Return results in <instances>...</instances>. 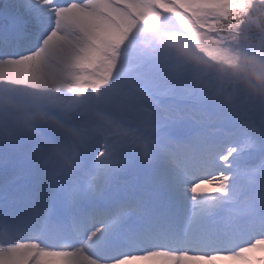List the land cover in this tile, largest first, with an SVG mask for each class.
<instances>
[{
    "label": "snow or ice",
    "instance_id": "6c2138e0",
    "mask_svg": "<svg viewBox=\"0 0 264 264\" xmlns=\"http://www.w3.org/2000/svg\"><path fill=\"white\" fill-rule=\"evenodd\" d=\"M0 264H264V0H0Z\"/></svg>",
    "mask_w": 264,
    "mask_h": 264
}]
</instances>
